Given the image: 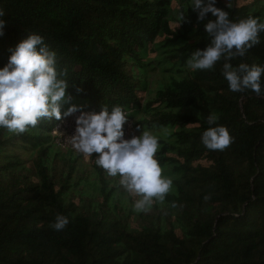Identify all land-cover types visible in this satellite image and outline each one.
Masks as SVG:
<instances>
[{
    "label": "trees",
    "instance_id": "trees-1",
    "mask_svg": "<svg viewBox=\"0 0 264 264\" xmlns=\"http://www.w3.org/2000/svg\"><path fill=\"white\" fill-rule=\"evenodd\" d=\"M228 2L231 7L217 0L216 7L232 21L251 16L264 22V7L255 1ZM191 5L0 0V69L29 34L40 35L56 53L57 70H66L60 78L69 85V99L62 117L73 105L129 110L136 128L159 132L156 159L173 181L163 201L172 220L130 228L125 217L86 214L75 206L71 171L62 180L53 177L58 146L52 130L61 119L41 120L20 135L0 128V264H264V92H232L223 60L212 70L188 68L187 60L210 40L207 21H199ZM208 19H214L211 13ZM231 63L264 66V32ZM157 69L163 81L150 89L148 75ZM212 113L234 137L223 151L201 141ZM23 154L37 156L31 179L23 176L31 160ZM100 179L103 206L112 196ZM205 195L211 198L205 201ZM57 214L69 219L62 231L51 227Z\"/></svg>",
    "mask_w": 264,
    "mask_h": 264
},
{
    "label": "clouds",
    "instance_id": "clouds-1",
    "mask_svg": "<svg viewBox=\"0 0 264 264\" xmlns=\"http://www.w3.org/2000/svg\"><path fill=\"white\" fill-rule=\"evenodd\" d=\"M216 3L217 0H192L191 8L198 13V20L207 21L204 31L210 40L205 49L192 54L187 66L194 71L212 70L223 60L222 74L232 92L252 90L260 95L264 92V66L240 63L234 67L231 61L244 57L260 43L264 22L251 16L234 22ZM227 7H231L228 0ZM209 13L214 19H208ZM2 15L4 12L0 10ZM4 26L5 21L0 20V35ZM65 74L66 70H57L56 53L49 49L43 37L29 34L16 46L8 64L0 69V128L20 135L36 128L41 120L61 119V106L69 99L66 95L69 85L60 78ZM77 111L79 109L73 105L63 116ZM218 119L215 113L207 117L210 127L201 137L203 145L211 151H223L234 142L229 130L217 124ZM127 121L128 116L119 105L111 111L104 106L99 113L82 112L76 118L71 144L85 159L96 154L95 164L108 177H118L119 186L133 197V210L148 212L155 201H165L173 181L163 175L156 159L158 138L143 130L142 135L125 139ZM210 198V195L204 197L205 201ZM68 223L66 216L57 214L51 227L62 231Z\"/></svg>",
    "mask_w": 264,
    "mask_h": 264
},
{
    "label": "rangeland",
    "instance_id": "rangeland-1",
    "mask_svg": "<svg viewBox=\"0 0 264 264\" xmlns=\"http://www.w3.org/2000/svg\"><path fill=\"white\" fill-rule=\"evenodd\" d=\"M176 5L186 3L188 0H174ZM255 1L256 5L264 7V0H251ZM144 69L141 68L140 71ZM163 81V74L160 69L152 71L148 75V82L150 89H156L159 82ZM137 118L133 119L134 129L131 133L125 134V139H131L133 136L142 135V131L136 128ZM164 131V130H162ZM151 134L157 137L159 132L150 131ZM58 151L56 158L53 162L51 173L55 179L62 180L71 171V179L69 183L71 190L69 193V200L75 204L82 212L86 214H99L102 213L110 219L118 217H125L126 223L130 228H139L149 225L161 224L167 219L170 221L168 213V206L164 202L155 201L153 206L148 212L137 213L133 210L134 199L125 190L119 186L118 177H108L105 171L95 164L96 154L92 157L85 159L83 155L73 152L72 156L68 154L69 150L60 149L55 147ZM26 159H31L26 163L29 170L23 171V176L33 178L35 171L34 159L36 154L31 156L23 154ZM74 164L75 168L71 170L70 165ZM102 177L106 182V188L110 190L112 199L107 204L101 206V197L99 193V185Z\"/></svg>",
    "mask_w": 264,
    "mask_h": 264
},
{
    "label": "built area",
    "instance_id": "built-area-1",
    "mask_svg": "<svg viewBox=\"0 0 264 264\" xmlns=\"http://www.w3.org/2000/svg\"><path fill=\"white\" fill-rule=\"evenodd\" d=\"M82 112H88V113H99L100 111H94V110H79L76 113L68 116H63L61 120L55 125V127L52 130V137L54 140V143L60 147L61 149H71L78 153L71 144V136L75 134L76 129V118L82 113ZM126 115H129V110L124 111ZM132 128L134 129L133 125V119L128 116V121L124 125V132L125 134H129L132 131ZM80 154V153H79Z\"/></svg>",
    "mask_w": 264,
    "mask_h": 264
}]
</instances>
